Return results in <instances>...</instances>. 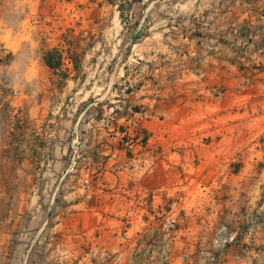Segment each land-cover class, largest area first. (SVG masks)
I'll use <instances>...</instances> for the list:
<instances>
[{
    "label": "rangeland",
    "instance_id": "obj_1",
    "mask_svg": "<svg viewBox=\"0 0 264 264\" xmlns=\"http://www.w3.org/2000/svg\"><path fill=\"white\" fill-rule=\"evenodd\" d=\"M0 264H264V0H0Z\"/></svg>",
    "mask_w": 264,
    "mask_h": 264
},
{
    "label": "trees",
    "instance_id": "obj_2",
    "mask_svg": "<svg viewBox=\"0 0 264 264\" xmlns=\"http://www.w3.org/2000/svg\"><path fill=\"white\" fill-rule=\"evenodd\" d=\"M57 53L58 52L55 50H49L44 54V61L48 67L50 68L57 67L58 59H59Z\"/></svg>",
    "mask_w": 264,
    "mask_h": 264
},
{
    "label": "built area",
    "instance_id": "obj_3",
    "mask_svg": "<svg viewBox=\"0 0 264 264\" xmlns=\"http://www.w3.org/2000/svg\"><path fill=\"white\" fill-rule=\"evenodd\" d=\"M64 61H65V63H68V62H69V60H68V59H65Z\"/></svg>",
    "mask_w": 264,
    "mask_h": 264
}]
</instances>
